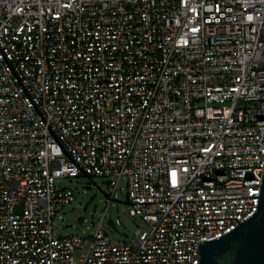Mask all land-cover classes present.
Returning a JSON list of instances; mask_svg holds the SVG:
<instances>
[{
	"label": "built area",
	"instance_id": "1",
	"mask_svg": "<svg viewBox=\"0 0 264 264\" xmlns=\"http://www.w3.org/2000/svg\"><path fill=\"white\" fill-rule=\"evenodd\" d=\"M260 90L264 0H0V264H199L258 203H133L242 198L264 170ZM81 177L110 180L108 205L126 184L134 243L108 206L55 235L59 181Z\"/></svg>",
	"mask_w": 264,
	"mask_h": 264
},
{
	"label": "rangeland",
	"instance_id": "2",
	"mask_svg": "<svg viewBox=\"0 0 264 264\" xmlns=\"http://www.w3.org/2000/svg\"><path fill=\"white\" fill-rule=\"evenodd\" d=\"M211 109L219 112L221 107L211 106ZM58 185L71 190L74 193V200L70 204L58 207L53 225L56 236L82 235L86 225L93 229L99 224L107 206L103 226L113 242L132 244L143 230L141 219L131 216L132 207L123 203L128 198L127 186L124 182H121L116 190L117 200L109 205L108 197L104 192L113 194V188L106 177L65 179L59 181Z\"/></svg>",
	"mask_w": 264,
	"mask_h": 264
},
{
	"label": "water",
	"instance_id": "3",
	"mask_svg": "<svg viewBox=\"0 0 264 264\" xmlns=\"http://www.w3.org/2000/svg\"><path fill=\"white\" fill-rule=\"evenodd\" d=\"M260 90L259 92H263ZM264 171V170H263ZM105 195H107L104 192ZM242 198L205 199L187 201H168L133 203L158 204L176 202L233 200ZM251 199V198H249ZM129 204L128 202H123ZM224 219H201V220H230ZM238 222L239 220L236 219ZM239 226L226 235L212 241L198 243L199 264H264V202L258 203V211L245 222H239Z\"/></svg>",
	"mask_w": 264,
	"mask_h": 264
},
{
	"label": "snow or ice",
	"instance_id": "4",
	"mask_svg": "<svg viewBox=\"0 0 264 264\" xmlns=\"http://www.w3.org/2000/svg\"><path fill=\"white\" fill-rule=\"evenodd\" d=\"M65 7H71L70 4H66L64 5ZM216 10L219 11V5H217ZM230 10V9H229ZM249 20L252 19L251 16L248 17ZM191 31L193 32H198L199 29L198 28H193L191 29ZM182 43L184 45L188 44V39H183ZM205 152L210 151V149L205 148L204 149ZM183 172H188L187 168H183L182 169ZM171 182H172V186L173 187H177L178 185V179H177V170L173 169L171 171ZM260 178H256L253 177L252 179L248 180L246 182V187L245 190L243 192V199H249L251 198V202L252 203H260V202H264V171H261L259 174ZM240 202H243V200H241ZM221 223H223V221H221Z\"/></svg>",
	"mask_w": 264,
	"mask_h": 264
}]
</instances>
